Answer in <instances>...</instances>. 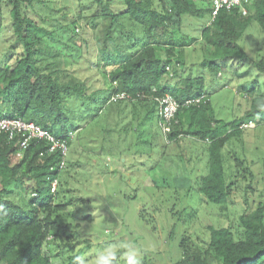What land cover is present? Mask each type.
Segmentation results:
<instances>
[{"label": "trees", "instance_id": "16d2710c", "mask_svg": "<svg viewBox=\"0 0 264 264\" xmlns=\"http://www.w3.org/2000/svg\"><path fill=\"white\" fill-rule=\"evenodd\" d=\"M84 1L95 5V10L86 13ZM62 2L64 10L77 9L78 16L66 17V24L58 26L53 0H0V12L7 8L10 14L14 39L12 52L0 61V118L33 121L58 136L74 132L70 148L91 125L102 127L99 133H86L93 135L90 138L101 137L107 156L117 154L113 151L120 147L118 140L134 130L154 139L155 119L166 144L183 136L207 144L208 172L197 176L195 184L205 200L225 206L233 190L225 149L247 130L241 128L243 124L254 121L257 126L264 125V94L256 95V86H252L248 92L256 97H252L249 110L224 120L212 108L205 78L180 72L185 64L183 49L199 40L184 33L185 17L207 14L211 19L210 0ZM247 5V15L239 9L223 10L202 31L203 62L217 75L229 61L236 60L239 66L248 63L240 40L250 23L257 22L264 31V0H250ZM78 25L93 29V45L81 40ZM3 31L0 21V43ZM56 43L63 45L73 63ZM109 66L114 68L108 70ZM252 67L264 74V54L252 61ZM121 93L126 97L114 99ZM166 93L180 101L206 94L200 104L178 110L168 135L158 124V104L151 99ZM22 139L0 135V264H84L83 251H75L70 233L80 227L76 220L92 222L93 215L75 209L84 198H64L69 192L71 163L68 160L70 165L61 174L51 172L61 153H48V143L42 140L31 141L19 157ZM107 141L113 144L106 147ZM165 153L159 156H164L167 164ZM234 155L235 167H245L247 158ZM54 175L60 177L55 194L50 180ZM246 202L235 228L209 226L203 240L185 235L181 256L174 264H264V202L256 208L248 199ZM62 242L63 249L57 252L52 245ZM111 259L110 264H118L116 257Z\"/></svg>", "mask_w": 264, "mask_h": 264}, {"label": "rangeland", "instance_id": "374dc122", "mask_svg": "<svg viewBox=\"0 0 264 264\" xmlns=\"http://www.w3.org/2000/svg\"><path fill=\"white\" fill-rule=\"evenodd\" d=\"M53 3L57 12L53 17L55 25L66 24V17L78 16L77 9L64 10L62 0H53ZM82 3L86 4V13L95 10V5ZM199 6L206 7V3L199 2ZM0 21L4 26L0 43L2 61L12 52L14 42L7 8L0 12ZM210 22L207 14L185 17L184 33L199 40L183 49L185 64L180 72L204 77L216 116L232 120L249 110L252 97L264 94V74L252 67V61L264 54V31L257 22L250 23L240 40L248 54V63L239 66L236 60L229 61L217 75L203 62L201 34ZM76 32L81 34V40L94 44L90 26L84 29L78 25ZM55 46L66 51L60 43ZM65 56L73 63L67 51ZM113 68L109 66L108 70ZM252 86H256V95L248 92ZM152 123L154 139L153 135L150 137L140 131L136 134L134 130L130 136L118 140L120 147L113 151L117 154L111 156L102 151L101 137L90 138L93 135L86 133L87 130L99 133L103 128L98 126L91 125L82 131L70 148L71 179L64 198L66 201L69 197L84 198L86 201L77 202L75 209L93 215L92 222L76 220L81 228L70 233L71 241L76 244L75 251H83L84 264H110L113 257L118 259V264L128 261L174 264L181 256L180 243L185 235L193 239L199 236L203 240L207 238L209 226L235 228L247 199L253 208L264 202V125L247 129L240 139L227 145V174L233 190L229 202L221 206L205 200L195 184L197 176L208 172L207 144L184 136L178 142L166 144L155 119ZM111 143L104 142L106 147ZM163 152L168 155L167 164L164 156H159ZM234 154L247 158L245 167H235ZM246 167L251 173L246 172ZM222 207L226 210L221 211ZM63 245L62 242L52 247L60 252Z\"/></svg>", "mask_w": 264, "mask_h": 264}, {"label": "built area", "instance_id": "2783aa9c", "mask_svg": "<svg viewBox=\"0 0 264 264\" xmlns=\"http://www.w3.org/2000/svg\"><path fill=\"white\" fill-rule=\"evenodd\" d=\"M212 7L211 21H214L220 12L223 10L233 11L239 9L243 15H247L248 9L247 4L250 3V0H210ZM125 98L126 94H118L114 99ZM206 94L200 96H192L186 100L180 101L171 93H166L161 96H152L151 99L157 102L158 104V124L162 129L164 135H168L173 127L174 120L178 110L182 106H192L198 105L203 99H205ZM256 128L257 123L250 121L241 126V128L251 129ZM6 134L9 140H14L17 137H22L23 139L20 142L18 156L21 157L25 149H27L33 140H42L48 143L46 151L48 153H61L60 161L51 166V172H56L61 174L68 165V158L70 153V140L74 139L76 133L70 132L65 136H58L49 131L48 129L43 128L41 125L33 122L27 121L22 118H0V135ZM44 153H42L43 155ZM51 180V191L56 193L60 184V177L54 175L50 177ZM34 196H37V193H33Z\"/></svg>", "mask_w": 264, "mask_h": 264}]
</instances>
